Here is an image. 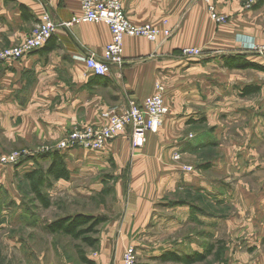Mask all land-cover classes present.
I'll use <instances>...</instances> for the list:
<instances>
[{"label": "crops", "instance_id": "0c3cea01", "mask_svg": "<svg viewBox=\"0 0 264 264\" xmlns=\"http://www.w3.org/2000/svg\"><path fill=\"white\" fill-rule=\"evenodd\" d=\"M120 1L130 23L161 28L167 21L172 34L158 44L126 38L122 65L110 66L108 76L96 77L84 60L92 56L102 61L111 34L100 23L61 25L80 15L78 0H0V49L23 42L45 13L55 25L42 49L19 61L0 64V148L50 146L74 129L103 126L108 116L125 108L128 101L141 102L154 95L155 84L160 83L169 112L158 133L148 134L145 145L134 154L137 167H145V175H130L131 203L122 206L124 214L117 220L107 221V234L100 240L95 262L122 264L123 252L130 245L141 264H169L160 262L161 257L189 255L185 247L195 236L187 235L186 223L194 211L188 204L157 205L154 201L170 194L180 176L189 181L196 178V174L176 175L189 163L173 162L170 147L189 145L196 150L200 143L187 137L194 136L203 117L209 126L214 116L264 110V71L236 66L241 61L264 68V58L241 51L238 43L251 39L264 44V5L255 8L258 0H212L218 14L227 17L225 24L216 25L203 0ZM185 47L200 49L202 54L184 59L180 51ZM235 86L240 91H235ZM245 87L259 90L243 97ZM254 96L260 102L255 108L248 99ZM234 97L241 102L234 103ZM132 153L123 136L108 142L101 151L75 149L63 154L69 165L96 166L113 158L122 169ZM24 165L28 168L33 161ZM154 169L167 171V175H153ZM115 176L119 195L123 175Z\"/></svg>", "mask_w": 264, "mask_h": 264}, {"label": "rangeland", "instance_id": "374dc122", "mask_svg": "<svg viewBox=\"0 0 264 264\" xmlns=\"http://www.w3.org/2000/svg\"><path fill=\"white\" fill-rule=\"evenodd\" d=\"M238 89L239 86L234 87L235 91ZM237 96L241 98L238 93ZM248 99L254 108L260 103L255 96ZM239 100L234 97L233 102L240 103ZM206 122L205 117L201 118L197 132L187 137L200 143L196 150L189 145L170 147L173 162L189 163L180 168L186 172L176 175L196 174L195 180L180 176L171 193L157 196L154 203L193 207L194 216L187 219L186 233L195 237L191 243L187 241V254L213 248L207 259L197 264H264V110L214 116L215 124L209 126ZM57 142L43 147L0 148V156L11 152L36 153L23 161H33L28 168L24 163L0 166V264H85L82 257L97 264L95 257L100 240L107 234V221L117 220L124 214L122 206L131 203L130 175H145V167L140 169L135 163L137 150L131 146L133 153L122 169L113 158L96 166L82 162L69 165L65 160L72 177L42 189L50 202L44 208L24 175L34 168L46 170L49 160L44 154L55 149ZM176 152L180 155L178 161L173 160ZM156 170H152L153 175H167V171ZM115 175H123V192L118 189L119 195ZM79 215L105 221L91 230L92 222L79 227L77 232L82 234L77 240L50 232L52 223ZM86 239H96L97 244L88 247Z\"/></svg>", "mask_w": 264, "mask_h": 264}, {"label": "built area", "instance_id": "2783aa9c", "mask_svg": "<svg viewBox=\"0 0 264 264\" xmlns=\"http://www.w3.org/2000/svg\"><path fill=\"white\" fill-rule=\"evenodd\" d=\"M80 15L72 16L69 21L62 23L65 28L79 24H104L109 28L111 40L106 45L103 60L92 56L86 57L84 63L87 70L96 77L108 76L110 66H121L123 63V47L126 38H141L150 43L158 44L171 37L172 31L168 22L163 21L162 27L150 24L134 25L130 23L123 12L120 0H78ZM207 4L210 20L216 25L227 22V17L218 14L212 0H203ZM55 25L48 14H43L31 34L17 46L0 49V64L11 63L42 49L53 35ZM239 48L260 58H264V44H256L253 40L238 41ZM202 51L197 48L185 47L180 56L192 59L201 56ZM264 89V86H263ZM169 110L164 103V87L155 84V94L146 97L141 102L128 101L125 108L113 111L107 123L103 126L87 125L74 129L59 140L55 149L64 153L80 149L83 151H101L110 141L126 136L133 150L142 148L148 134H156L167 116ZM191 138V136H189ZM52 149V148H50ZM50 151V152H51ZM36 153L30 151L11 152L0 156V166H19L24 160L34 157ZM26 158V159H25ZM180 155L176 152L173 160L178 161ZM191 170V168H185ZM122 264H140L134 246H128L122 256Z\"/></svg>", "mask_w": 264, "mask_h": 264}, {"label": "trees", "instance_id": "16d2710c", "mask_svg": "<svg viewBox=\"0 0 264 264\" xmlns=\"http://www.w3.org/2000/svg\"><path fill=\"white\" fill-rule=\"evenodd\" d=\"M264 5V0H258L254 5L255 8ZM236 60L240 61L241 57H236ZM237 67H241L243 69H259L264 71V68L250 62L241 61L236 63ZM259 89L256 87H245L241 95L248 96L255 94ZM49 160V164L46 170H40L39 168H34L30 171H27L24 175L25 179L28 182L29 188L31 192L35 195L39 201L43 204L44 208H48L50 206L49 198L42 193L43 188H50L52 182H57L59 180L67 181L69 179V171L67 170L66 163H65V156L63 153L58 151H51L44 154ZM105 219L103 218H93L84 215H79L76 217H67L61 220H58L52 223L49 227L50 232L53 233H61L67 236H70L77 240L81 232H77V229L85 224L91 223L90 229H95L99 224L104 222ZM85 243L88 247H94L97 244V240L86 239ZM213 250L212 247H209L203 253H193L191 255H184L180 256L175 253L169 254L168 256H163L160 259V262H166L169 264H197L204 262L207 257L210 255L211 251ZM82 262L85 264H92L91 261H88L84 257L81 258Z\"/></svg>", "mask_w": 264, "mask_h": 264}]
</instances>
